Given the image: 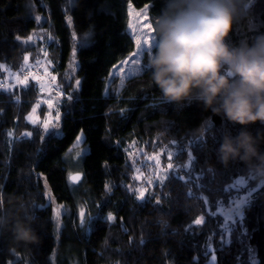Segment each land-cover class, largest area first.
<instances>
[{"label": "trees", "instance_id": "obj_1", "mask_svg": "<svg viewBox=\"0 0 264 264\" xmlns=\"http://www.w3.org/2000/svg\"><path fill=\"white\" fill-rule=\"evenodd\" d=\"M127 2L147 5L154 26L162 0H0V65L22 71L24 57L34 62L45 46V64L63 93L60 128L44 133L26 119L38 101L39 84L27 76V86L0 89V201L11 216L21 204L33 213L39 237L24 243L10 230L0 232V264H210L213 254L215 264H264V179H248L246 190L259 199H248L243 216L228 229L218 212L238 197L228 186L250 177L243 162L224 164L216 151L222 134L228 129L235 134L241 126L197 103L163 100L151 82L148 57L142 73L127 78L119 91L106 86L111 67L134 46L126 29ZM42 31L50 41L30 44L28 37ZM258 32H264V0H246L232 39ZM249 128L264 146V125ZM81 129L85 139L79 147L75 137ZM25 132L33 136L23 137ZM132 141L153 152L184 154L172 156L176 170L145 201L129 191L133 169L124 148ZM81 146L86 148L78 161L81 179L72 183L67 155ZM189 152L193 160L185 169ZM56 206L64 207L59 222ZM81 207L91 217L83 226ZM109 213L113 221H107ZM198 217L204 218L201 225L193 223Z\"/></svg>", "mask_w": 264, "mask_h": 264}, {"label": "clouds", "instance_id": "obj_2", "mask_svg": "<svg viewBox=\"0 0 264 264\" xmlns=\"http://www.w3.org/2000/svg\"><path fill=\"white\" fill-rule=\"evenodd\" d=\"M245 7L246 0H162L147 64L163 100L197 103L241 126L222 134L217 156L243 162L255 180L264 179V146L249 126L264 125V32L232 39ZM36 219L23 204L11 216L0 201V232L10 230L15 241L38 240Z\"/></svg>", "mask_w": 264, "mask_h": 264}, {"label": "rangeland", "instance_id": "obj_3", "mask_svg": "<svg viewBox=\"0 0 264 264\" xmlns=\"http://www.w3.org/2000/svg\"><path fill=\"white\" fill-rule=\"evenodd\" d=\"M129 5H131V7H129ZM126 9H127L126 29L128 33L131 35V37L133 38L134 46H133V49L129 53H127L122 59H120L110 69V73L107 79L106 86L112 87L114 90V93L119 91L121 86L124 84V81L127 78H129L128 76H125L123 84H121L120 69L124 68L125 73H127L130 68L135 67V65L132 64V61L134 59H138L140 62L139 66L141 70L136 75L141 74L144 66H146V64L144 63V57L149 56V54L146 51L140 53L136 45V37L140 36L141 42H143L144 36L142 34L148 33V26L151 25L149 17H148V7L145 12L143 11L145 9V5L141 7H135L131 2H127ZM45 35L46 33H44V31H42L40 34L36 32L35 34L31 35L32 39L31 40L28 39V41L30 42V44L32 43L33 45H35L37 44V40H40L41 44L42 42H44V45H45L50 41L49 36H47L46 41H45L44 39ZM151 35H155L154 31L151 33ZM144 47L146 48L147 45H144ZM43 48L39 49V51L37 52L38 54L39 52L43 51L42 54L39 53L41 57L39 58L38 56L39 59L34 61V62H37V64L31 72L29 70L32 69L31 65L34 62H31L30 59L27 60V62L25 63L26 66H24L22 71L18 70V72L17 71L15 72L12 70L10 71L8 67H6L3 64L0 65V85H3V87H0V89L11 87V88H16L18 90V88H20L23 85H20L18 83L17 76H19L20 79H23L25 76H30L37 84H39L37 88L38 89V97H37L38 101L32 106V108L34 106H37V111L34 115L39 118L37 124H39L41 127H42V121L44 119L50 118L49 113H51V118H54L55 109L59 107L60 105L61 93H62L60 89L58 90L56 81L50 75L49 67L45 64V60H44V56H45L44 50L45 49ZM134 53H139V54L133 55ZM124 61H127V63H124ZM37 76L40 77L41 80L35 79V77ZM41 82L45 85L43 90L40 87ZM48 100L53 101V108L51 110L48 108V105L46 103V101ZM32 108L29 114L32 112ZM28 122L31 123L30 121ZM52 130H56V129H52ZM79 147L74 148L67 155L68 162L70 163L69 164L70 174L80 172V163H78V161L80 159V155H83L84 152L86 151V148L82 146H81L82 148H79ZM169 152L173 153V157L184 156V154L174 156V154H178L175 149H172L171 151L168 150L167 152L162 151V150H160L159 152H153V151L147 150V148H145L142 142L132 141L126 144L124 148L126 162L128 164V167L133 169L132 181L134 184L132 183L131 191L134 193L136 197L138 195L137 190L139 189L146 190L145 195L152 193L154 186L156 184H161L159 177L161 176L167 177L168 173L171 170L173 171L176 170V168L173 169L172 167L171 169H168L167 167L168 164L170 163L174 165L172 162L174 161L173 157L169 159ZM77 153H79V155H77ZM157 159L159 160V164H157ZM183 168L187 169V167H183ZM250 178L251 177L238 178L237 180H235V182H233L232 184L228 186L230 189L234 190L236 194H238L237 195L238 197H235L234 199H232L230 204L227 206H219L218 212L223 215L226 228L228 225L230 226V224L233 223L236 217L241 216V215H238L234 211V209L236 207V204L239 201L244 200L245 198H248L250 193L252 192V190L249 192L246 190L249 184L248 179L250 180ZM149 180L152 181L151 184L148 183ZM245 204L246 203L242 205L241 211ZM57 207L60 208V214H61V212L64 210V207L56 206V209ZM85 214H87L86 211H85ZM88 217L87 215L85 216L86 221Z\"/></svg>", "mask_w": 264, "mask_h": 264}, {"label": "snow or ice", "instance_id": "obj_4", "mask_svg": "<svg viewBox=\"0 0 264 264\" xmlns=\"http://www.w3.org/2000/svg\"><path fill=\"white\" fill-rule=\"evenodd\" d=\"M129 7H131V5H129ZM147 5H145V9L143 11L146 12L147 10ZM36 21L39 22L41 20V17L40 16H36L35 17ZM68 23L69 25H71L72 23V18L71 17H68ZM154 30L152 29L151 25L148 26V33H143L142 35L144 36V39H143V42H141V37L140 36H137L136 37V45H137V48L139 49V52L142 53V52H147L148 54H150L151 50H152V47H153V43H154V35H151V33L153 32ZM92 33H91V30L89 31V33L86 34V36H91ZM76 38V34L75 32L73 33V39L75 40ZM29 40L32 39V37H28ZM144 45H147V47L145 48ZM139 53H134L133 55H138ZM45 55H47V53H45ZM73 58L75 57L76 55V48L74 47L73 48ZM25 59V62H27L28 60V56L26 55L24 57ZM73 64H75V60L73 59L72 61ZM124 63H127V61H124ZM139 60L138 59H134L132 61V64L135 65V67H132L128 70L127 73H125V70L124 68H121L120 69V73H121V84H123V81H124V78L125 76H128V77H131V76H134L136 75L141 69H140V66H139ZM115 67V66H114ZM111 75V74H110ZM35 79L37 80H41L40 77H35ZM53 79H55L53 77ZM17 81L20 85H23V86H27L28 84V77L25 76L23 79H20L19 76H17ZM81 84V81L80 80H76V87L78 88ZM0 87H3V85H0ZM41 89L43 90L45 85L41 82V85H40ZM61 95H63V93H61ZM67 99L69 101H71L73 99L72 95L69 94L67 96ZM19 101V97H17V102ZM47 105H48V108L51 110L53 108V101L52 100H48L46 101ZM37 111V106H34L32 108V112L26 117V119L28 121L31 122L32 125H37L38 123V117H36L34 114L36 113ZM123 111V110H122ZM49 116L50 118L48 119H44L42 121V128H43V132L44 133H48L50 130L52 129H59L60 128V120H61V113H60V110H59V107H57L55 109V116L54 118H51V113H49ZM23 137H32L33 136V133L32 132H25L22 134ZM56 135L59 136L60 135V132L57 131L56 132ZM8 136L9 137H12L13 136V133L11 131L8 132ZM41 141H44L45 140V137L44 135H41L40 137ZM85 139V133H84V130L81 129L80 133L76 135L75 137V145L76 146H79V144ZM71 151V150H70ZM67 155V153H66ZM77 155H79V153H77ZM131 155V154H129ZM173 156V153L172 152H169V159H171ZM188 159H189V164L188 165H185V167H190L191 166V162L193 160V156H192V153L189 152L188 153ZM157 164H159V160L157 159ZM168 169H171L173 167V165L170 163L168 164ZM209 172H211L212 170L209 169L208 170ZM167 177L166 176H161L159 177L160 179V182L163 183L164 180L166 179ZM181 179H183V177H180ZM69 179L73 182H76V181H79L81 179V174L80 173H77L75 175H71L69 176ZM149 184L152 183L151 180L148 181ZM105 187L108 189V191H111V187L109 185H105ZM132 189L129 188V191H131ZM138 192V195H137V200L138 201H145V192L146 190L144 189H139L137 190ZM47 195V193H46ZM248 199H259L258 196H255L253 197L252 194L250 193L249 197L248 198H245L244 200H241L239 201L237 204H236V207L234 209V211L238 214V215H241L243 216V212L241 211V207L244 203L248 202ZM205 202L207 203V198H205ZM160 201L157 200L156 201V204L159 205ZM40 207H43V205H41ZM55 215H56V219H57V222H59V217H60V208L57 207V209L55 210ZM85 210L83 207L80 208V211H79V217H80V224L81 226H83L85 223H86V219H85ZM88 219L90 220L91 217L89 216ZM107 221H113L115 219V217L112 215V213H109L106 217ZM204 222V218L203 217H198L195 219V221L193 222L195 225H201L202 223ZM162 223L165 224L166 226V222L162 221ZM125 231H127V229H125ZM221 239L223 240V237H221ZM141 243H144L143 240H141ZM207 255V253H205ZM217 257L215 254L212 255L211 257V262L210 264H215V261H216Z\"/></svg>", "mask_w": 264, "mask_h": 264}, {"label": "water", "instance_id": "obj_5", "mask_svg": "<svg viewBox=\"0 0 264 264\" xmlns=\"http://www.w3.org/2000/svg\"><path fill=\"white\" fill-rule=\"evenodd\" d=\"M75 174H77V173H72L71 175H75ZM80 174H81V173H80ZM69 181L72 182V183H76V182H78V181L73 182V181H71L70 179H69Z\"/></svg>", "mask_w": 264, "mask_h": 264}]
</instances>
